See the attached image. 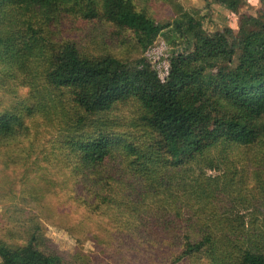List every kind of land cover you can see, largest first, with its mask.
Listing matches in <instances>:
<instances>
[{
  "label": "trees",
  "instance_id": "obj_1",
  "mask_svg": "<svg viewBox=\"0 0 264 264\" xmlns=\"http://www.w3.org/2000/svg\"><path fill=\"white\" fill-rule=\"evenodd\" d=\"M70 3L86 18L131 30L143 54L135 61L114 55L91 56L75 42L66 41L49 57L41 76L69 101L66 108L74 132L60 135L57 146L65 151L62 160L76 180L99 183V173L110 172L104 165L117 161L118 155L135 168L136 176L153 183L161 178L155 170L186 167L217 143L264 148V0H260L255 14L239 18L238 33L228 25L206 31L201 20L189 15V26L175 29L185 35L188 48L174 51L165 78L144 54L170 24L159 23L134 0H0V77L6 81L17 78L20 66L27 65L35 50L34 43L42 44L44 39L27 18L20 19L24 27L20 33L10 31L9 11L28 10L34 16L33 11L39 10V14L49 16ZM123 105L133 109L138 123L151 129L148 149L95 124L83 133L90 119L110 116ZM32 108L26 103L4 106L0 111V147L30 137L27 118L32 117ZM147 188L142 185L146 193L139 196L138 204L145 202L151 207V202L144 201ZM208 194L189 195L186 206L195 205L192 198L206 203L213 196ZM95 195L101 202L111 200L100 192ZM194 210L185 214L167 209L162 215L159 224L163 226L157 230L166 238H174L175 243L169 244L172 255L168 260L157 264H191L197 256L203 264H264V229L254 214L247 225L242 216L232 217L226 211L218 213L207 206ZM41 226L37 223L32 227L21 246L12 248L0 241L2 263L94 264L86 257L68 258L53 248ZM156 228L149 231L153 233Z\"/></svg>",
  "mask_w": 264,
  "mask_h": 264
},
{
  "label": "rangeland",
  "instance_id": "obj_2",
  "mask_svg": "<svg viewBox=\"0 0 264 264\" xmlns=\"http://www.w3.org/2000/svg\"><path fill=\"white\" fill-rule=\"evenodd\" d=\"M134 1L162 25L170 24L144 54L162 78L169 73L174 51L188 48L185 35L175 29L178 25L181 29L189 26V15L201 20L206 31L228 25L238 33L239 18L246 13L255 14L261 5L259 0ZM33 12L34 16L28 10L17 9L9 11L7 18L8 29L18 33L24 28L20 19H31L44 39L42 44L34 43L35 50L27 65L20 66L17 78L6 81L0 77V111L7 103L8 107L26 103L34 111L27 118L30 137L0 147V241L12 248L21 246L31 228L39 223L50 245L68 258L86 257L94 264H157L168 260L172 255L169 244L175 243L174 238H166L164 232L157 230L163 226L159 223L167 209L186 214L207 206L218 213L242 216L240 219L247 225L254 214L264 229V148L260 145L217 143L186 167L155 170L161 177L159 182L136 176L135 168L120 155L117 161L104 165L110 172L99 173V183L76 180L62 160L65 151L57 146L60 135L74 132L66 108L69 101L65 93L51 89L41 73L54 50L66 41L75 42L84 54L91 56L114 55L135 61L143 54L131 30L86 18L74 3L49 16L39 14V10ZM134 113L130 106L123 105L110 116L90 119L83 133L87 126L95 124L148 149L151 129L138 123ZM142 185L149 186L144 201L151 202V207L145 202L138 204L139 196L146 193ZM98 192L111 200L101 202L95 195ZM208 193L213 195L208 200L211 204H200L192 198L195 205L186 206L189 195L200 197ZM150 227L157 228L151 233ZM203 262L197 256L191 264Z\"/></svg>",
  "mask_w": 264,
  "mask_h": 264
},
{
  "label": "crops",
  "instance_id": "obj_3",
  "mask_svg": "<svg viewBox=\"0 0 264 264\" xmlns=\"http://www.w3.org/2000/svg\"><path fill=\"white\" fill-rule=\"evenodd\" d=\"M259 2H260V0H259Z\"/></svg>",
  "mask_w": 264,
  "mask_h": 264
}]
</instances>
